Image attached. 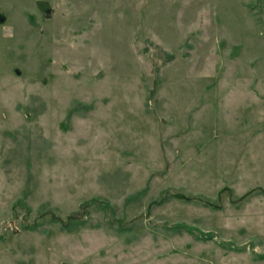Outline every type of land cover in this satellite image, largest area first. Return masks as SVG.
<instances>
[{"label":"rangeland","instance_id":"374dc122","mask_svg":"<svg viewBox=\"0 0 264 264\" xmlns=\"http://www.w3.org/2000/svg\"><path fill=\"white\" fill-rule=\"evenodd\" d=\"M0 264H264V0H0Z\"/></svg>","mask_w":264,"mask_h":264},{"label":"trees","instance_id":"16d2710c","mask_svg":"<svg viewBox=\"0 0 264 264\" xmlns=\"http://www.w3.org/2000/svg\"><path fill=\"white\" fill-rule=\"evenodd\" d=\"M70 223H67L66 225H64L62 228L64 229V230H72L74 227H72L73 225H86L85 223H81V222H79V220L78 219H72V220H70L69 221Z\"/></svg>","mask_w":264,"mask_h":264}]
</instances>
